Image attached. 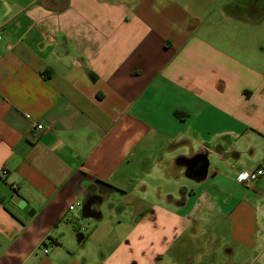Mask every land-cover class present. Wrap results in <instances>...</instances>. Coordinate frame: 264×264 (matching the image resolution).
<instances>
[{
  "label": "crops",
  "instance_id": "crops-1",
  "mask_svg": "<svg viewBox=\"0 0 264 264\" xmlns=\"http://www.w3.org/2000/svg\"><path fill=\"white\" fill-rule=\"evenodd\" d=\"M0 34V264H264V0H0Z\"/></svg>",
  "mask_w": 264,
  "mask_h": 264
},
{
  "label": "water",
  "instance_id": "water-1",
  "mask_svg": "<svg viewBox=\"0 0 264 264\" xmlns=\"http://www.w3.org/2000/svg\"><path fill=\"white\" fill-rule=\"evenodd\" d=\"M95 198H98L97 196H91L87 199V201L85 202V204L82 207L81 210V216L83 218H97L99 213L92 208L93 205V201ZM13 203H15L16 205H18V207L20 209H22L25 213H27L28 215H30L33 212V209L30 207V205L21 198L20 195L15 194L13 195L12 198Z\"/></svg>",
  "mask_w": 264,
  "mask_h": 264
},
{
  "label": "built area",
  "instance_id": "built-area-1",
  "mask_svg": "<svg viewBox=\"0 0 264 264\" xmlns=\"http://www.w3.org/2000/svg\"><path fill=\"white\" fill-rule=\"evenodd\" d=\"M2 40V36L0 34V41ZM43 128V125L41 123H38L35 125L34 129L40 130ZM264 174V168L263 167H257L254 170H249V171H240L236 175V179L238 182L246 184V183H251L257 178H259L261 175ZM74 206L70 205L69 209H73ZM47 249H44V252H46Z\"/></svg>",
  "mask_w": 264,
  "mask_h": 264
},
{
  "label": "trees",
  "instance_id": "trees-1",
  "mask_svg": "<svg viewBox=\"0 0 264 264\" xmlns=\"http://www.w3.org/2000/svg\"><path fill=\"white\" fill-rule=\"evenodd\" d=\"M96 183H97V184H100V185L102 186V188L99 189V192H100V193H104V192H106V191H110V190H112V188H113L111 185H109V184H107V183H103V182H101V181H99V180H96Z\"/></svg>",
  "mask_w": 264,
  "mask_h": 264
},
{
  "label": "rangeland",
  "instance_id": "rangeland-1",
  "mask_svg": "<svg viewBox=\"0 0 264 264\" xmlns=\"http://www.w3.org/2000/svg\"><path fill=\"white\" fill-rule=\"evenodd\" d=\"M81 221H83V219H81ZM86 221V220H85ZM85 227V226H84ZM85 228H83V230H84Z\"/></svg>",
  "mask_w": 264,
  "mask_h": 264
}]
</instances>
